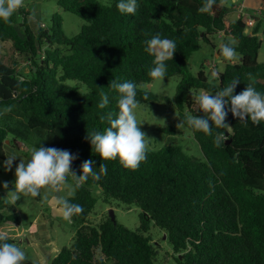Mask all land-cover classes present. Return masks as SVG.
Here are the masks:
<instances>
[{
  "label": "trees",
  "instance_id": "obj_1",
  "mask_svg": "<svg viewBox=\"0 0 264 264\" xmlns=\"http://www.w3.org/2000/svg\"><path fill=\"white\" fill-rule=\"evenodd\" d=\"M116 2L57 0L62 10L84 21L71 37L64 35L57 13L50 26H39L35 33L25 20L24 8L10 23L0 21V42L9 41L27 61L15 68L0 60V159L10 136V144L21 141L38 147L41 143L76 154L72 169L78 175L89 159L97 172L101 164L108 169L100 181L89 177L64 199L82 206L83 211L71 218L80 226L70 246L62 247L49 264H161L147 234L150 224L164 232L175 264H264V123L240 121L229 112L228 126H214L211 135L185 123L188 115H204L199 108L192 109L198 90L211 94L239 80L234 95L248 85L264 93V63L257 61L261 23L251 31H245V15L226 23L229 9L221 0H215L208 13L199 10L205 0H138L134 15L120 14ZM157 33L176 43L177 51L167 61V77L178 76L179 81L172 100H167L177 110L178 124L191 132L204 161L167 146L148 151L133 171L119 159L102 160L88 133L103 132L109 126L108 114L119 112V93L109 87L114 79L134 82L140 103L158 99L140 88L153 80L148 72L154 57L144 49L145 41ZM218 34L222 37L218 57L222 46L229 44L238 60L226 63L216 82L210 83L203 64L193 74L188 61L202 44L215 48L211 39ZM68 80L76 83L69 85ZM104 94L109 104L101 109ZM93 189L100 190L105 202L115 199L139 208V228L128 229L108 215L97 225L89 224L87 217L96 201ZM6 207L0 197V225L17 224L18 215ZM24 264L37 263L26 258Z\"/></svg>",
  "mask_w": 264,
  "mask_h": 264
},
{
  "label": "rangeland",
  "instance_id": "obj_2",
  "mask_svg": "<svg viewBox=\"0 0 264 264\" xmlns=\"http://www.w3.org/2000/svg\"><path fill=\"white\" fill-rule=\"evenodd\" d=\"M99 1L106 5L111 2V0ZM240 1L238 0L237 2ZM221 2L229 9L228 20H232L235 16L232 10L233 1L221 0ZM24 8L31 11H29L30 14L32 13L29 17L35 18V15L37 16V22L34 20V31L39 26L43 28L50 26L52 15L55 13L61 16L62 31L65 36L71 37L79 33L81 26L84 24V21L76 15L62 10L57 0H25ZM245 11L247 12V9ZM19 19L20 16L17 15L15 20L18 21ZM21 22L20 19L18 23L21 24ZM248 26L250 27L251 23H248ZM262 33L264 34V29H262ZM219 35L213 36L211 39L213 45H216L215 50H212L210 45L202 44V48L194 52L188 61L189 70L193 74H196L203 64L207 80L210 83L216 82L217 73L223 70L226 63L238 60L237 54L232 60L225 59L222 54L218 57L215 51L221 43L222 37ZM261 38L263 37L261 36ZM0 60L6 65L15 64V68H20L22 65L27 64L26 59L14 51L9 41L0 42ZM257 61L264 63L263 40L259 48ZM178 81V76H172L165 77L163 81L152 80L149 84H141L140 88L151 91L158 99L152 103H140L136 110L137 119L142 123L140 126L141 131L147 136L146 143L148 144L149 152H156L167 146H177L185 156L193 158L197 162H203L204 158L197 142L186 127L178 124L177 110L167 100H172ZM75 83L74 80L67 81L69 85H74ZM80 90L84 91V86L80 87ZM203 93L205 92L202 90L193 93L195 105L192 109L194 112L199 108L197 96ZM9 140L10 136L3 147L5 156L0 159V197L6 202V211L15 212L19 217V222L17 224L11 222L2 223L0 225V235L13 239L12 243L25 252L27 259L37 264H49L50 259L62 247L70 246L74 234L80 226V223L74 222L72 219L70 221L64 220L58 204L56 206L51 205L49 201L52 196H55L58 202L72 196L75 180L69 176L66 183L59 190L41 189L40 196L36 198L30 196L22 197L15 204H12L5 198L14 187L15 166L21 160L26 162L36 146L21 141L16 142V144L14 142L10 144ZM9 155L17 156L11 171H7L4 165V161ZM4 182H9L7 189L2 186ZM99 192V189H93L96 201L87 217L89 224H99L112 210L115 221L120 225L131 230L139 228L141 213L139 208L134 205L123 204L115 199H109L108 202H105L102 200L103 197L98 195ZM52 202L56 203L53 200ZM147 234L152 238V242L156 247V261L161 264H175V254L166 241L164 232L150 224Z\"/></svg>",
  "mask_w": 264,
  "mask_h": 264
},
{
  "label": "clouds",
  "instance_id": "obj_3",
  "mask_svg": "<svg viewBox=\"0 0 264 264\" xmlns=\"http://www.w3.org/2000/svg\"><path fill=\"white\" fill-rule=\"evenodd\" d=\"M214 3L215 0H205L199 10L208 13ZM24 4L25 0H0V21L10 23L11 17L23 8ZM116 8L122 15H134L138 8V0H117ZM145 44V52L154 57V67L149 70L148 75L153 80L163 81L167 77V61L172 60L177 51L176 43L174 40L162 38L157 33L147 39ZM221 53L227 60H232L236 56L234 47L229 44L222 46ZM239 83V80H234L211 94L202 90L205 93L197 96V103L204 115H188L185 121L187 126L194 131L211 135L214 126L218 128L228 126L226 117L229 112L240 121L247 122L250 119L257 126L264 123V93L248 85L242 92L234 95ZM109 87L119 93V112L115 116L109 113L107 117L109 126L103 132L88 133V139L102 160L119 159L124 168L134 171L146 160L148 152L147 136L141 131L142 123L137 119L136 110L140 104L137 99V85L132 81L120 82L114 79ZM144 98L147 99V95ZM108 104L109 96L104 94L99 107L104 109ZM16 158L15 155L7 156L4 161L7 171L12 170ZM77 158L76 154L68 150L44 147L40 143L38 147L33 148L26 162L21 160L15 166L14 187L5 199L15 204L22 197L40 196L41 189L59 190L69 176L75 180V186L79 188L89 177L100 181L101 174H107L108 169L105 165L101 164L100 171L97 172L95 162L89 159L82 163L81 174L77 175L72 169V163ZM2 186L7 189L9 182H4ZM82 211L83 208L79 204H73L68 200L61 202L60 212L66 221H70L73 215ZM25 260L24 251L14 243L7 242L6 237H0V264H24Z\"/></svg>",
  "mask_w": 264,
  "mask_h": 264
},
{
  "label": "crops",
  "instance_id": "obj_4",
  "mask_svg": "<svg viewBox=\"0 0 264 264\" xmlns=\"http://www.w3.org/2000/svg\"><path fill=\"white\" fill-rule=\"evenodd\" d=\"M232 1L234 3V6L232 7V10H233V12H234L233 14L235 16H234V18L232 20H228V18H227L228 16L226 15V18H225L226 23L234 21L235 19H237L239 17V15H238L239 9H242L241 12H242L243 15H245V17L247 19V22L251 23V26L250 27L248 26V29H246V30L247 31H251L252 27L254 25H256L257 22L258 23L260 22L261 23V27H260V30H259V33H258V37L260 38L261 42H262V40L264 41V34L262 33V29H264V2L261 1V0H241L240 2H237L238 0H232ZM245 9H247V12L245 11ZM26 11H28V10H26ZM29 11H28V15H25L24 17H25V20L28 23L29 27L31 28V30H33V32L35 33L37 30L34 31V20H35V22H37V20H36L37 16L35 15V18L29 17L32 14V13L30 14ZM20 19H21V16H20ZM260 35L263 38H261ZM213 49L215 50V48H213ZM258 56H259V51H258ZM257 59H258V57H257Z\"/></svg>",
  "mask_w": 264,
  "mask_h": 264
},
{
  "label": "water",
  "instance_id": "obj_5",
  "mask_svg": "<svg viewBox=\"0 0 264 264\" xmlns=\"http://www.w3.org/2000/svg\"><path fill=\"white\" fill-rule=\"evenodd\" d=\"M6 141H7V140H6ZM226 143H229V140H228ZM52 200H53V201H56V203H53ZM49 203H50L51 205H55V206H56V205L58 204V201H57V199H56L55 196H52L51 199H50V201H49ZM108 217H109V219H110L112 222H114V223L116 222L112 210L109 211V213H108Z\"/></svg>",
  "mask_w": 264,
  "mask_h": 264
},
{
  "label": "built area",
  "instance_id": "obj_6",
  "mask_svg": "<svg viewBox=\"0 0 264 264\" xmlns=\"http://www.w3.org/2000/svg\"><path fill=\"white\" fill-rule=\"evenodd\" d=\"M239 15H242V13H241L240 9H239Z\"/></svg>",
  "mask_w": 264,
  "mask_h": 264
}]
</instances>
